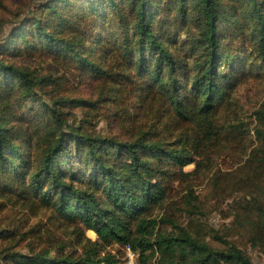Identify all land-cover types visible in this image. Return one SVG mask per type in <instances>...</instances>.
I'll return each instance as SVG.
<instances>
[{
    "label": "trees",
    "instance_id": "16d2710c",
    "mask_svg": "<svg viewBox=\"0 0 264 264\" xmlns=\"http://www.w3.org/2000/svg\"><path fill=\"white\" fill-rule=\"evenodd\" d=\"M25 55L96 97L56 92L50 72L15 62ZM252 79L264 80V0L34 4L0 42V199L48 212L55 230L0 223V264H123L126 245L139 264H256L157 214L185 188L195 207L206 182L243 192V236H264V97L250 112L238 97ZM101 104L124 130H86ZM27 233L38 242L23 246Z\"/></svg>",
    "mask_w": 264,
    "mask_h": 264
},
{
    "label": "rangeland",
    "instance_id": "374dc122",
    "mask_svg": "<svg viewBox=\"0 0 264 264\" xmlns=\"http://www.w3.org/2000/svg\"><path fill=\"white\" fill-rule=\"evenodd\" d=\"M41 0H0V42L3 37L10 31V29L19 22L23 15L27 14L29 9ZM19 65L34 70L38 74L51 73L54 78V90L62 95L76 96L78 98H94L96 97L95 86L91 87L86 85L83 77H73L68 74L64 68L50 63L44 58L37 56H22L21 58L14 59ZM238 97L247 111H252L264 97V80L256 82L252 79L243 84L238 91ZM99 115L91 118L92 123L87 124L86 130L93 131L102 135L115 134L124 130V127L115 120L103 117L104 105L98 106ZM78 119H84L85 114L80 110L76 113ZM177 132L174 127L167 130V135L172 139ZM159 136H162L159 133ZM195 165L191 164L185 168L186 171L193 170ZM197 200L194 201L195 207H190L188 211L184 210L186 207L185 200L187 189H182L180 195L175 196L171 205L166 206L159 210L157 214H168L174 217L175 221L188 227L189 231L196 237L211 243L216 248H225L227 243H232L242 248L256 264H264V236L253 239L244 234L243 226L246 223L243 220L244 214L239 207V202L243 200V192L239 194L229 195L221 193L201 181H196L191 187ZM179 189V188H178ZM175 191L173 195H175ZM4 205L0 207V223L5 226L9 225H22V230L27 231L32 228L45 232L47 228L55 230L48 219V212L43 210L25 209L17 202H10L1 200ZM237 214L239 221H236ZM238 220V219H237ZM3 222V223H2ZM63 235L57 232L56 236ZM86 235L91 239H96L97 236L94 231L88 230ZM24 245L29 242L37 243L38 239L34 233H27L24 235ZM11 239L2 240L7 243ZM25 250V248L21 249Z\"/></svg>",
    "mask_w": 264,
    "mask_h": 264
},
{
    "label": "built area",
    "instance_id": "2783aa9c",
    "mask_svg": "<svg viewBox=\"0 0 264 264\" xmlns=\"http://www.w3.org/2000/svg\"><path fill=\"white\" fill-rule=\"evenodd\" d=\"M123 264H139L138 252L135 251L130 245H126L123 248Z\"/></svg>",
    "mask_w": 264,
    "mask_h": 264
}]
</instances>
